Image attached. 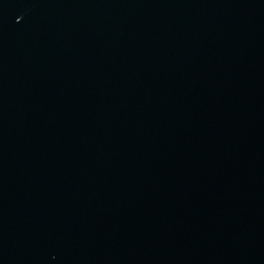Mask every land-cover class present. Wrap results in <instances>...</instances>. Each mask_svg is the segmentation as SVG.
Wrapping results in <instances>:
<instances>
[{
	"label": "water",
	"instance_id": "water-1",
	"mask_svg": "<svg viewBox=\"0 0 264 264\" xmlns=\"http://www.w3.org/2000/svg\"><path fill=\"white\" fill-rule=\"evenodd\" d=\"M0 264H264V0H0Z\"/></svg>",
	"mask_w": 264,
	"mask_h": 264
}]
</instances>
